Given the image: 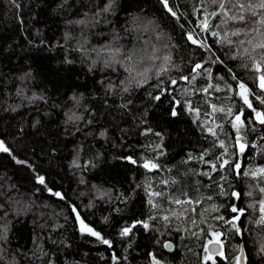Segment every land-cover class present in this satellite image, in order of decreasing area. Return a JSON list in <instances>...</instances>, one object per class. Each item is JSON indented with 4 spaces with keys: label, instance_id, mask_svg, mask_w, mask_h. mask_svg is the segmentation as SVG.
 <instances>
[{
    "label": "trees",
    "instance_id": "obj_1",
    "mask_svg": "<svg viewBox=\"0 0 264 264\" xmlns=\"http://www.w3.org/2000/svg\"><path fill=\"white\" fill-rule=\"evenodd\" d=\"M224 2L0 0V264H264V9Z\"/></svg>",
    "mask_w": 264,
    "mask_h": 264
},
{
    "label": "snow or ice",
    "instance_id": "obj_2",
    "mask_svg": "<svg viewBox=\"0 0 264 264\" xmlns=\"http://www.w3.org/2000/svg\"><path fill=\"white\" fill-rule=\"evenodd\" d=\"M163 2H164L165 5L167 6V0H163ZM215 2L218 3V7H219V9L222 11V13H223V15H224L225 17H228L229 19H233V20H235V19H239L240 21H244V20H245V16H244L243 14H240V15H238V16H230V17H229V13H228V11L226 10V5H225L224 0H215ZM238 7H239L241 10H246V6H245L244 4H240ZM247 8H253V6H252V5H247ZM255 8L264 9V0H261V3L258 4V5H256ZM169 10L171 11V9H169ZM173 14H174V13H173ZM213 15H215V13H213ZM252 15H256V12L253 11V12H252ZM259 23L262 24V25H264V17L261 18V20L259 21ZM207 28H208L207 20L205 19V22H204V29L207 30ZM253 31L257 32L258 34L260 33V29H253ZM239 34H240L239 31L232 32V35H239ZM212 35L216 36V35H218V33L213 32ZM188 38H189L190 40H192L193 43H196V42H197L195 39H193V37H192L191 35H189ZM224 39L227 40V37H224ZM239 43H240L241 45H243V44H244V41H240ZM247 43H248L249 45L252 46V51H253V52H255L256 49H258V48H259V49H264V40H262V41H260V42H257V43H253V39H248ZM201 46H203V43H201ZM243 51H244L245 54H249V49H248V48H244ZM252 59H253L254 63H256V70H257L258 72H260V71H264V69L261 68V64H260L258 61L255 60V57H252ZM261 60H264V56H261ZM195 67H196V68H200L201 65L197 64V65H195ZM259 86H260L261 90H264V75H261V76L259 77ZM239 88L242 90L241 93H240V95H241V97H242V99H243V103H244L245 105H247L248 108H252L253 111L256 113V118L258 119V121H259L261 124H264V112L256 111L255 108H253V104H252L251 101L249 100L248 95H246V93H248V89L245 87V85H244L243 83H240V84H239ZM261 103H264V99L261 100ZM228 112H229V114H231L232 109H228ZM174 114H175V113H174ZM241 115H242V111H241V112H238V113L236 114V116H235V121H236V122H241V123H243V122L241 121ZM233 126L236 127V124H234ZM237 131H239V128H237ZM0 150L8 151V148L4 146L3 142H0ZM242 150H243V145H241V151H242ZM225 163H226V162H225ZM149 166H151V167H153V168L156 167L155 164H151V165H149V163H147V162H146L145 165H144V167H149ZM235 167H236L237 169H239L240 165H239V164H236ZM256 173H260V174L264 175V168L257 169L256 172L252 173V175H253V176H256ZM244 175H248V173H244ZM40 181L43 182V178H42V177L40 178ZM260 191H261L262 193H264V187H261V188H260ZM57 195H59V194L57 193ZM234 195H237V196H238V194H234ZM176 203H180V201L177 200ZM232 211H233V212H237V211H239V210H238L237 208L233 207V208H232ZM260 211H261V213H264V200H261V201H260ZM165 218H167V217H165ZM261 219L264 220V215H262ZM81 223L83 224V221H81ZM145 227H147V225H145ZM88 231L91 232L92 230H91V229H88ZM128 231H129L128 229H125V230H124L125 234H126ZM92 234L98 236V233H94V232H93ZM104 243H108V241L105 240Z\"/></svg>",
    "mask_w": 264,
    "mask_h": 264
},
{
    "label": "water",
    "instance_id": "obj_3",
    "mask_svg": "<svg viewBox=\"0 0 264 264\" xmlns=\"http://www.w3.org/2000/svg\"><path fill=\"white\" fill-rule=\"evenodd\" d=\"M146 168H148V167H146ZM221 246H222L221 243L218 242V241H210L205 247L206 248V252H207V254L210 257H217L223 251ZM172 247L173 246L170 243H166L164 249H166L167 251L170 252V251L173 250ZM244 258H245V252H244V248H243V246L241 244V245H239V252H238L237 258H236L237 259V264H245V259Z\"/></svg>",
    "mask_w": 264,
    "mask_h": 264
},
{
    "label": "rangeland",
    "instance_id": "obj_4",
    "mask_svg": "<svg viewBox=\"0 0 264 264\" xmlns=\"http://www.w3.org/2000/svg\"><path fill=\"white\" fill-rule=\"evenodd\" d=\"M258 86H259V78H258ZM259 88H260V86H259ZM241 91L242 90H240L238 93H239V96L241 97V95H240V93H241ZM246 95H247V93H246ZM242 98V97H241ZM253 118H255L257 121H258V119L256 118V116L255 117H253ZM239 122H236L235 121V117L233 118V120H232V126L234 125V124H238ZM234 127V126H233ZM239 148L241 149V146H239ZM244 148V147H243ZM0 151H3V150H0ZM239 218V215L238 216H236L235 218H233L231 221H235L236 222V220ZM76 219H77V227H78V229H79V231L80 232H82V233H86V234H90V235H93L92 233H93V230L91 231V232H89L88 231V229H90L89 227H86V225L83 223H81V219L79 218V216H76ZM93 236H95V235H93ZM209 243V242H208ZM236 258H237V256H236ZM236 258H234L235 259V263L234 264H237V259Z\"/></svg>",
    "mask_w": 264,
    "mask_h": 264
},
{
    "label": "bare ground",
    "instance_id": "obj_5",
    "mask_svg": "<svg viewBox=\"0 0 264 264\" xmlns=\"http://www.w3.org/2000/svg\"><path fill=\"white\" fill-rule=\"evenodd\" d=\"M201 117V116H200Z\"/></svg>",
    "mask_w": 264,
    "mask_h": 264
}]
</instances>
